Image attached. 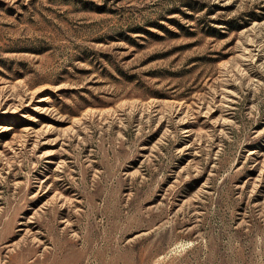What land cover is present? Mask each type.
Here are the masks:
<instances>
[{
  "label": "rangeland",
  "instance_id": "1",
  "mask_svg": "<svg viewBox=\"0 0 264 264\" xmlns=\"http://www.w3.org/2000/svg\"><path fill=\"white\" fill-rule=\"evenodd\" d=\"M0 264H264V0H0Z\"/></svg>",
  "mask_w": 264,
  "mask_h": 264
}]
</instances>
